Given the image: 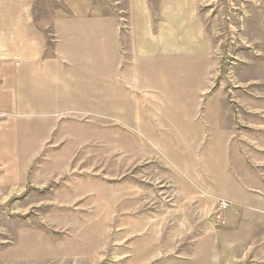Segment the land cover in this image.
<instances>
[{"label": "rangeland", "instance_id": "obj_1", "mask_svg": "<svg viewBox=\"0 0 264 264\" xmlns=\"http://www.w3.org/2000/svg\"><path fill=\"white\" fill-rule=\"evenodd\" d=\"M194 3L211 59H136L115 25L114 55L99 41L75 75L80 98L22 122L0 161V264H264V233L236 236L218 186L234 124H264V0Z\"/></svg>", "mask_w": 264, "mask_h": 264}, {"label": "crops", "instance_id": "obj_2", "mask_svg": "<svg viewBox=\"0 0 264 264\" xmlns=\"http://www.w3.org/2000/svg\"><path fill=\"white\" fill-rule=\"evenodd\" d=\"M149 2L0 0V161L10 163L18 154L27 116L47 114L72 94L80 98L75 75L84 64L97 67L100 42L106 58L114 55L115 25L125 26L136 59H211L213 44L194 0H157L156 15ZM259 115L264 122V112ZM234 127L232 148L218 152V186L234 203L236 236L247 241L264 233V124ZM238 127L245 129L238 134ZM222 133L231 136L230 130Z\"/></svg>", "mask_w": 264, "mask_h": 264}, {"label": "built area", "instance_id": "obj_3", "mask_svg": "<svg viewBox=\"0 0 264 264\" xmlns=\"http://www.w3.org/2000/svg\"><path fill=\"white\" fill-rule=\"evenodd\" d=\"M227 208H228V204L225 201L218 202L217 214L215 215V220L220 226H225L222 212H224Z\"/></svg>", "mask_w": 264, "mask_h": 264}]
</instances>
